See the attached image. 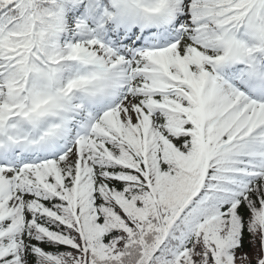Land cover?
<instances>
[{"label": "snow or ice", "instance_id": "1", "mask_svg": "<svg viewBox=\"0 0 264 264\" xmlns=\"http://www.w3.org/2000/svg\"><path fill=\"white\" fill-rule=\"evenodd\" d=\"M0 264H264V0H0Z\"/></svg>", "mask_w": 264, "mask_h": 264}]
</instances>
